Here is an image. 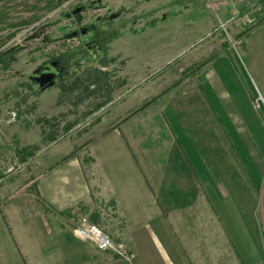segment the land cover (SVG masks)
<instances>
[{
  "label": "rangeland",
  "instance_id": "rangeland-1",
  "mask_svg": "<svg viewBox=\"0 0 264 264\" xmlns=\"http://www.w3.org/2000/svg\"><path fill=\"white\" fill-rule=\"evenodd\" d=\"M263 22L264 0H0V219H37L39 175L127 137L149 180L195 196L167 213L197 251L207 234L227 264H264ZM54 60L55 84L29 78Z\"/></svg>",
  "mask_w": 264,
  "mask_h": 264
},
{
  "label": "crops",
  "instance_id": "crops-1",
  "mask_svg": "<svg viewBox=\"0 0 264 264\" xmlns=\"http://www.w3.org/2000/svg\"><path fill=\"white\" fill-rule=\"evenodd\" d=\"M102 139L92 145L91 165L70 158L37 177L30 193L38 204H33L37 219L28 218L23 226L0 219V264H227L210 235H204L209 239L203 242L204 250L197 251L190 232L193 224L167 213L193 207L195 196L184 200L171 179L159 185L149 180L153 171L147 170L146 156L133 157L125 147V140L131 144L127 137L111 139L121 144L118 152L101 146ZM164 166L166 170L169 163ZM83 213L100 223L113 240L124 242L130 260L99 252L79 239L74 219ZM225 214L227 219L220 217V222L242 247L243 225ZM221 236L225 238V233Z\"/></svg>",
  "mask_w": 264,
  "mask_h": 264
},
{
  "label": "built area",
  "instance_id": "built-area-1",
  "mask_svg": "<svg viewBox=\"0 0 264 264\" xmlns=\"http://www.w3.org/2000/svg\"><path fill=\"white\" fill-rule=\"evenodd\" d=\"M74 231L79 239L87 241L97 250L108 252L115 258L130 259L128 249L122 243L112 240L99 225L90 221L86 215L82 214L78 217Z\"/></svg>",
  "mask_w": 264,
  "mask_h": 264
},
{
  "label": "water",
  "instance_id": "water-1",
  "mask_svg": "<svg viewBox=\"0 0 264 264\" xmlns=\"http://www.w3.org/2000/svg\"><path fill=\"white\" fill-rule=\"evenodd\" d=\"M80 9L81 7L77 8V10ZM61 70L62 68H58L57 61L54 60L44 64L40 69L31 74L29 78L37 82L40 87L45 88L48 86H52L58 81V78L56 76L59 72H61Z\"/></svg>",
  "mask_w": 264,
  "mask_h": 264
},
{
  "label": "flooded vegetation",
  "instance_id": "flooded-vegetation-1",
  "mask_svg": "<svg viewBox=\"0 0 264 264\" xmlns=\"http://www.w3.org/2000/svg\"><path fill=\"white\" fill-rule=\"evenodd\" d=\"M86 46H87L88 48H91V47H92V45L89 44V43H87Z\"/></svg>",
  "mask_w": 264,
  "mask_h": 264
}]
</instances>
